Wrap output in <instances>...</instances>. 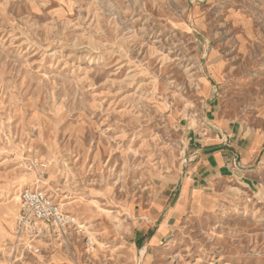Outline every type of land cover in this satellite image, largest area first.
<instances>
[{
    "label": "rangeland",
    "instance_id": "1",
    "mask_svg": "<svg viewBox=\"0 0 264 264\" xmlns=\"http://www.w3.org/2000/svg\"><path fill=\"white\" fill-rule=\"evenodd\" d=\"M210 96L264 132V0H0V264H264V153L176 207ZM41 172L74 220L21 257Z\"/></svg>",
    "mask_w": 264,
    "mask_h": 264
},
{
    "label": "crops",
    "instance_id": "2",
    "mask_svg": "<svg viewBox=\"0 0 264 264\" xmlns=\"http://www.w3.org/2000/svg\"><path fill=\"white\" fill-rule=\"evenodd\" d=\"M204 112L215 132L205 136L196 129L189 131L187 147L191 149V166L180 184L177 208L185 204L189 195L193 201L200 197L205 199L216 180L239 179L249 186L257 180L256 169H252L251 164L264 153V132L246 131L238 122L223 119L215 97L206 98ZM211 146L219 147L204 151ZM67 263L59 254L50 255L46 262Z\"/></svg>",
    "mask_w": 264,
    "mask_h": 264
},
{
    "label": "built area",
    "instance_id": "3",
    "mask_svg": "<svg viewBox=\"0 0 264 264\" xmlns=\"http://www.w3.org/2000/svg\"><path fill=\"white\" fill-rule=\"evenodd\" d=\"M41 172L34 186H26L19 193L13 224V247L21 257L39 254L36 242L60 238L63 228L74 219L66 215L53 194L48 191Z\"/></svg>",
    "mask_w": 264,
    "mask_h": 264
},
{
    "label": "water",
    "instance_id": "4",
    "mask_svg": "<svg viewBox=\"0 0 264 264\" xmlns=\"http://www.w3.org/2000/svg\"><path fill=\"white\" fill-rule=\"evenodd\" d=\"M221 146V145H220ZM219 146H211V147H207L204 149V151H211V150H214L215 148H217Z\"/></svg>",
    "mask_w": 264,
    "mask_h": 264
}]
</instances>
